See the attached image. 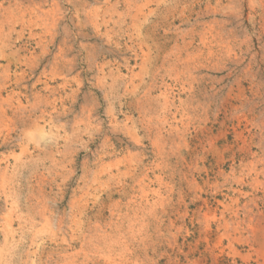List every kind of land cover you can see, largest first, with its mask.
Wrapping results in <instances>:
<instances>
[{"label": "rangeland", "instance_id": "rangeland-1", "mask_svg": "<svg viewBox=\"0 0 264 264\" xmlns=\"http://www.w3.org/2000/svg\"><path fill=\"white\" fill-rule=\"evenodd\" d=\"M0 264H264V0H0Z\"/></svg>", "mask_w": 264, "mask_h": 264}]
</instances>
